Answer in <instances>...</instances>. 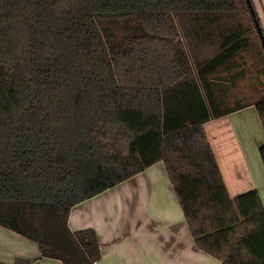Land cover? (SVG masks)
Segmentation results:
<instances>
[{
	"label": "trees",
	"instance_id": "16d2710c",
	"mask_svg": "<svg viewBox=\"0 0 264 264\" xmlns=\"http://www.w3.org/2000/svg\"><path fill=\"white\" fill-rule=\"evenodd\" d=\"M259 21L253 0H0V226L96 264L71 208L162 161L195 245L264 264L260 194H230L205 128L254 104L264 129Z\"/></svg>",
	"mask_w": 264,
	"mask_h": 264
},
{
	"label": "crops",
	"instance_id": "0c3cea01",
	"mask_svg": "<svg viewBox=\"0 0 264 264\" xmlns=\"http://www.w3.org/2000/svg\"><path fill=\"white\" fill-rule=\"evenodd\" d=\"M258 2L264 10V0ZM241 96L250 102L256 95L249 89ZM205 128L230 194L255 189L264 205V129L255 105L211 119ZM69 226L96 230L102 251L96 264H221L195 245L162 161L73 206ZM17 258L63 264L42 257L37 243L0 226V261L13 264Z\"/></svg>",
	"mask_w": 264,
	"mask_h": 264
},
{
	"label": "rangeland",
	"instance_id": "374dc122",
	"mask_svg": "<svg viewBox=\"0 0 264 264\" xmlns=\"http://www.w3.org/2000/svg\"><path fill=\"white\" fill-rule=\"evenodd\" d=\"M254 5L256 7V10H257V13H258V16H259V20H260L259 21L260 22L259 26H260V29H262V32L264 34V10L262 9V6H260L261 4L258 5V3H255L254 2ZM237 89L238 90H236V92H235L237 95L241 96L242 93H246L247 95H249V79L246 81V85L245 86H241L240 88H237Z\"/></svg>",
	"mask_w": 264,
	"mask_h": 264
},
{
	"label": "built area",
	"instance_id": "2783aa9c",
	"mask_svg": "<svg viewBox=\"0 0 264 264\" xmlns=\"http://www.w3.org/2000/svg\"><path fill=\"white\" fill-rule=\"evenodd\" d=\"M255 3H258V5H259V2H258V0H253ZM260 11V10H259ZM261 12V11H260Z\"/></svg>",
	"mask_w": 264,
	"mask_h": 264
}]
</instances>
